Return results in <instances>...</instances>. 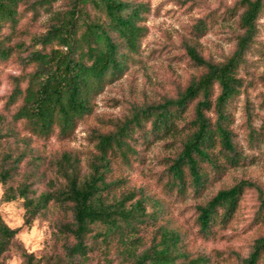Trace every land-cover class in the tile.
Here are the masks:
<instances>
[{"label": "trees", "instance_id": "obj_1", "mask_svg": "<svg viewBox=\"0 0 264 264\" xmlns=\"http://www.w3.org/2000/svg\"><path fill=\"white\" fill-rule=\"evenodd\" d=\"M55 1L0 0V62L15 54L30 67L25 76L14 77L8 94L9 103L20 99L14 119L25 120L31 132L40 137L56 135L63 139L93 113L96 94L121 76L129 61L135 59L147 30L144 20L149 8L143 0H65L59 8L52 9ZM21 5L32 10V19L38 16L39 7L45 6L50 12L46 26L31 32L28 41L14 40L26 31L20 26ZM239 5L242 32L231 55L223 62H212L188 45L190 56L205 70L175 97L136 106L122 118L109 120L110 126L105 129L92 128L94 150L84 172L80 170L78 153L64 149L55 161L56 170L63 178L56 187L35 195L27 180L16 187L6 186L5 199L22 198L27 222L52 199L68 205L71 217L59 229L72 241L64 246V257L57 264H80V258L96 243L116 248L122 256L116 264H209L207 254L192 255L185 248L181 230L168 225L169 218L164 217L165 208L160 199L141 188L136 196L137 190L126 183L133 157L137 155L134 144L137 132L146 138L188 129L167 165L166 184L180 194L188 187L194 193H202L212 175L228 165L238 164L244 157L233 139L229 103L243 85L238 69L254 41L256 20L264 0H239ZM215 84L219 90L213 100ZM195 97L198 99L188 114L189 103ZM211 108L215 112L213 120L207 114ZM255 135L251 127L249 141H254ZM26 147L16 154L10 150L2 152L1 183L5 184L12 176L27 153ZM250 184L241 179L217 189L198 203L199 230L208 234L215 224L227 222L244 187ZM260 200L264 218V196ZM152 224L155 227L150 244L137 250L142 238L140 230ZM17 231L0 214V256ZM263 254L264 235H261L254 239L238 264H264ZM26 261L31 264L30 259Z\"/></svg>", "mask_w": 264, "mask_h": 264}, {"label": "rangeland", "instance_id": "obj_2", "mask_svg": "<svg viewBox=\"0 0 264 264\" xmlns=\"http://www.w3.org/2000/svg\"><path fill=\"white\" fill-rule=\"evenodd\" d=\"M64 1L53 2L51 8H59ZM143 1L147 2L149 9L144 20L147 30L138 54L129 61L121 76L96 94L93 113L63 139L56 135L40 137L31 132L25 120L14 119L13 113L20 99L9 103L8 94L14 77L25 76L30 67L15 54L0 62V158L3 151L16 154L27 146V153L12 176L5 184L0 182V214L9 226L18 228L9 247L0 256V264H28L26 258L31 264H57L64 257V246L72 241L59 229L60 224L71 217L67 204L52 199L27 222L22 198L5 199L6 186L16 187L27 180L35 195L56 187L63 178L56 170L55 161L64 149L78 153L80 170L84 172L94 150L92 128L105 129L110 126L109 120L122 118L136 106L157 102L163 97H175L191 79L205 70L190 56L188 45H193L203 58L212 62H223L235 49L242 32L238 21L239 0ZM20 8V26L26 31L14 40L24 38L28 41L31 32L41 31L46 26L50 12L45 6L39 7L38 16L32 19V10L23 5ZM256 26L254 41L238 69L243 85L229 103L233 139L244 155L238 164L228 165L212 175L202 193H194L188 187L180 194L166 184L167 165L188 129L184 127L175 134L162 137L148 135L144 138L139 132L135 133L137 155L133 157L126 184L137 190L136 196L141 188L160 199L165 208L164 217L169 218L168 225L181 230L185 248L192 255L207 254L209 264H238L239 258L247 255L254 239L264 235L260 206V198L264 196V6ZM24 82L22 79V84ZM218 90L215 84L211 95L213 100ZM197 99L195 97L189 103L188 114ZM207 114L212 120L215 118L213 108L207 110ZM251 127L256 131L252 142L248 139ZM241 179L251 184L244 187L233 215L224 224H215L211 233L201 232L196 221L197 204L204 202L217 189ZM148 208L152 207L148 205ZM154 227L152 224L140 230L142 238L137 250L150 244ZM26 254L30 255L26 257ZM121 258L114 246L96 243L87 255L80 258V264H116Z\"/></svg>", "mask_w": 264, "mask_h": 264}]
</instances>
